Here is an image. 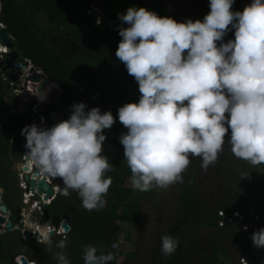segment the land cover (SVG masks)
<instances>
[{
	"label": "trees",
	"instance_id": "16d2710c",
	"mask_svg": "<svg viewBox=\"0 0 264 264\" xmlns=\"http://www.w3.org/2000/svg\"><path fill=\"white\" fill-rule=\"evenodd\" d=\"M2 3L1 22L22 57L30 59L61 86L60 101L46 102L41 110L47 116V126L67 119L72 105L81 101L89 109L99 106L102 111L111 110L117 119L110 129L104 130L107 136L104 154L114 165L107 173L112 177L107 205L99 210L85 209L76 191L62 195L63 181L52 177L60 192L49 206L51 214L58 221L67 218L69 232L53 236L52 245H48L26 239L20 229L7 230L0 233L1 260L18 264L12 260L11 251L19 249L37 264H57L55 253L64 251L72 264H84L83 247L94 244L98 250L115 253L109 264H243L242 259L246 264H264V248L254 246L252 241L253 232L264 226V164L252 165L236 158L226 139L216 163L207 170L188 168L183 182L175 187L167 202L169 196L161 192V187L144 192L132 187V173L119 142V136L127 129L118 119V108L138 101L140 93L137 81L115 54L121 40L119 27L127 26L118 14L126 13L130 6H143L178 21L202 19L210 11L209 0H2ZM249 3L251 0H235L233 10L242 11ZM98 18L102 20L100 24L96 22ZM45 20L47 24L42 23ZM227 35L234 38V30ZM5 92L6 89H0V113L7 107ZM30 116L28 113L27 117ZM24 126L0 124L1 166H6L2 162L9 153L10 136L21 134ZM24 138L18 137L14 150L20 149ZM199 158L195 157V163L201 161ZM200 171H205L204 176ZM8 178L14 176L7 174L3 178L12 190L13 183ZM8 198L10 203L16 202L11 196ZM156 202L162 204V216L149 228L145 218L151 204ZM121 221L139 226L140 242L125 256L120 247ZM165 234L179 241L176 251L169 256L161 252V237ZM60 240L66 242L64 249L56 247ZM141 241L149 248L143 249L144 253L151 251L144 259L140 258ZM113 242L119 244L118 249L111 248Z\"/></svg>",
	"mask_w": 264,
	"mask_h": 264
},
{
	"label": "clouds",
	"instance_id": "9594fccd",
	"mask_svg": "<svg viewBox=\"0 0 264 264\" xmlns=\"http://www.w3.org/2000/svg\"><path fill=\"white\" fill-rule=\"evenodd\" d=\"M234 3L209 0L210 11L195 20L178 21L143 6L118 14L127 26L119 27L115 54L140 93L138 101L118 108V119L127 129L119 142L134 189L144 192L183 182L182 173L193 157H200L201 168L207 170L218 160L226 139L236 158L264 164V0H251L242 11L233 10ZM233 30L234 38L225 41ZM10 50L0 41L1 55ZM38 97L47 98L46 93ZM72 109L67 119L51 126L32 123L21 130L29 165L36 170L32 178L58 177L62 195L76 191L85 209L99 210L107 205L112 184L107 173L114 167L104 154V130L117 117L99 106L89 109L83 101ZM47 231L45 242L52 245ZM161 241L165 256L179 245L169 234ZM252 241L264 248V226L253 232ZM65 246V240L56 244ZM111 248L119 244L113 242ZM55 259L57 264H72L64 251L56 252ZM114 259L113 251L98 250L94 244L83 247L84 264Z\"/></svg>",
	"mask_w": 264,
	"mask_h": 264
},
{
	"label": "flooded vegetation",
	"instance_id": "af4514ba",
	"mask_svg": "<svg viewBox=\"0 0 264 264\" xmlns=\"http://www.w3.org/2000/svg\"><path fill=\"white\" fill-rule=\"evenodd\" d=\"M5 60L6 55L4 56L3 54L2 57H0V72H2L0 73V89H6L5 102L7 103V107H5V110L0 113V124L10 122L14 125H19L20 123L26 125L30 122L31 124L36 123L42 126V123L45 124V121H47V116L44 112H41V110H43V105L47 101H41L38 95H36L41 94L35 87V83L37 84L38 79L32 80L31 73H24V70L23 73H19L16 69H12V67L8 68L6 63H4ZM26 99L30 100L29 104L24 103ZM23 104L26 106L21 109L20 106ZM28 113H30V117H27ZM17 134H12L9 138V153L5 156V162H2V164H5L6 166L0 165V204L3 203L9 208V214L7 215L13 222V225L18 226V228L14 229H20L24 233L26 228H31L33 232L32 240L36 239L45 242V236L49 234L47 231L49 229L54 231L53 233L50 232L51 238L53 236L67 234L70 229L65 232L62 222L64 220L68 221V219L62 218L58 221L57 218L51 214L49 207L57 198L60 192V187L55 184L52 177L41 175L37 176L35 183H37L41 177H45V179L48 180L49 186L54 189V193L48 197L50 201L45 202L46 199L44 198V195L46 192L38 194L35 190H32L31 181L36 170L29 165V160L26 154V138L22 139L20 149L14 150V145L17 140L19 141L18 137L21 136V134ZM25 167H29L30 169L26 171ZM7 174L14 176V179L8 178L13 183H10L12 184V190H10L11 185H5V182L3 181V178H7ZM27 174L29 175L28 177H26ZM1 188H3V191H1ZM30 192L33 193L31 194ZM27 193L31 195L28 201H25ZM9 196H11L12 199H15L16 202L14 204L10 203ZM19 196L20 200L18 199ZM14 214L15 216H18V221L16 223L14 221ZM1 228L4 227L0 226V229ZM4 230L7 231L5 228ZM36 231H39L38 235L35 234ZM19 254H22L19 249L15 252L11 251L12 260H14ZM28 258L31 260L30 257ZM32 264L34 263L32 262Z\"/></svg>",
	"mask_w": 264,
	"mask_h": 264
},
{
	"label": "water",
	"instance_id": "95a60500",
	"mask_svg": "<svg viewBox=\"0 0 264 264\" xmlns=\"http://www.w3.org/2000/svg\"><path fill=\"white\" fill-rule=\"evenodd\" d=\"M3 8V3L2 0H0V14ZM100 14L102 15L103 12L100 11ZM1 22V18H0ZM0 41L7 46L10 47V51L6 53V60L4 63L8 66V68L16 69L18 72H22L23 70H26L25 64H31L32 70H31V79L32 80H39V84L35 83V87H37L38 91L41 94L46 93V97L49 101H52V103H57L61 99L62 95V89L61 86L52 81L49 77H47L45 74H43L42 69L39 66H34L31 60L28 58L22 57V54L20 51L16 48V43L13 41L12 37L9 36L5 28H2L0 25ZM2 65V63H1ZM27 71V70H26ZM29 72V71H27ZM29 167H25V170H28ZM35 173V172H34ZM29 175L27 174L26 177ZM32 185V190H38V192H46L44 198L48 199L50 195L54 193V189L49 186L48 182L46 181L45 177L40 178L37 183H35V180L32 179L31 181ZM37 186V188H36ZM1 191H3V188H1ZM0 200H1V195H0ZM9 214V208L7 205L1 203L0 204V226L4 227L8 231L14 230V228H18V226H14L13 222L9 219L8 215ZM62 226L64 228V231L67 232L70 229V224L67 220H64L62 222ZM51 233L54 231L51 230ZM36 235L39 234V231L35 232ZM24 237L26 239H32L33 232L31 228H26L23 233ZM19 258L21 260L20 264H29L30 260L27 257L26 254H19Z\"/></svg>",
	"mask_w": 264,
	"mask_h": 264
},
{
	"label": "rangeland",
	"instance_id": "374dc122",
	"mask_svg": "<svg viewBox=\"0 0 264 264\" xmlns=\"http://www.w3.org/2000/svg\"><path fill=\"white\" fill-rule=\"evenodd\" d=\"M42 23L43 24H47L46 20L43 21ZM224 39H225V41H227L229 39V35H226ZM45 101H49V100L46 98ZM49 102L51 103L52 101H49ZM24 103L28 104V103H30V100L26 99V101ZM25 106L26 105L23 104L22 106H20V108L23 109V108H25ZM42 124H43L42 126H46L47 121H45V124L44 123H42ZM199 159L201 160V158H199ZM192 166H195L197 170H204L200 166V161L195 163V157L191 158V163L188 166V168H190ZM186 170L182 173L183 177L185 175ZM200 172L202 173V176H204L205 171H200ZM179 183L180 182L171 184L167 188H163V191H161L162 193H165L166 196H169V197L166 198L167 202H170L169 201L170 195L172 194V191L175 189V187H179L180 186ZM135 190L137 191V189H135ZM161 205H162L161 202H156V203L151 204L150 210L148 211L149 213H148L147 217L145 218L146 225L149 228L156 225V222L158 221L157 219H161V216H162ZM235 215H237V212L235 213ZM14 216H15V214H14ZM240 218H241V216H240ZM14 221H15V223L18 221V216L17 215L15 216ZM118 228L121 231L120 232L121 252H122V255L125 256L129 251L135 249L138 246L137 244H139V242H140L139 235H138L139 226H136L135 224H130L128 222L121 221V222H118ZM0 233H2V234L5 233L4 228L0 229ZM128 236H129V238H128ZM136 241H137V243H136ZM150 246L153 247L152 244ZM139 247L141 248V253H142V254L140 253L141 254L140 258H142V259L146 258L151 252V251H148V253H144L143 249H145V250L149 249L148 246L146 245V242L143 243L141 241V244H140ZM16 259L17 258H15L14 260H16ZM241 262L243 264H246L243 261V259L241 260ZM0 263L7 264V263L4 262V260H1V259H0ZM29 264H31V263H29Z\"/></svg>",
	"mask_w": 264,
	"mask_h": 264
},
{
	"label": "built area",
	"instance_id": "2783aa9c",
	"mask_svg": "<svg viewBox=\"0 0 264 264\" xmlns=\"http://www.w3.org/2000/svg\"><path fill=\"white\" fill-rule=\"evenodd\" d=\"M2 26H4V25L2 24ZM0 57H2L1 54H0ZM35 192L39 193L38 190H35ZM30 193H33V192H30ZM29 198H30V194L27 193V194H26V197H25V201H28ZM48 201H50V200H49V199H46V200H45V202H48ZM17 259H18V263L20 264V263H21L20 258L18 257Z\"/></svg>",
	"mask_w": 264,
	"mask_h": 264
},
{
	"label": "bare ground",
	"instance_id": "6f19581e",
	"mask_svg": "<svg viewBox=\"0 0 264 264\" xmlns=\"http://www.w3.org/2000/svg\"><path fill=\"white\" fill-rule=\"evenodd\" d=\"M25 66H26V70H27V71L30 72V71L32 70V66H31V64H25ZM38 95H39V94H38ZM42 95H43V94H42ZM29 169H30V168H29ZM31 194H32V193H31ZM31 194H30V195H31ZM32 262H33V261H31V264H32ZM33 263H34V262H33ZM34 264H35V263H34Z\"/></svg>",
	"mask_w": 264,
	"mask_h": 264
}]
</instances>
